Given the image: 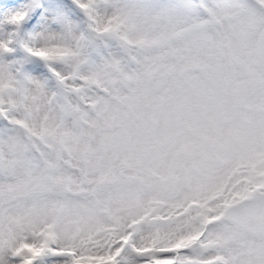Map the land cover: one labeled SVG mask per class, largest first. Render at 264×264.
I'll return each mask as SVG.
<instances>
[{
	"label": "snow or ice",
	"instance_id": "obj_1",
	"mask_svg": "<svg viewBox=\"0 0 264 264\" xmlns=\"http://www.w3.org/2000/svg\"><path fill=\"white\" fill-rule=\"evenodd\" d=\"M0 264H264V0H0Z\"/></svg>",
	"mask_w": 264,
	"mask_h": 264
}]
</instances>
